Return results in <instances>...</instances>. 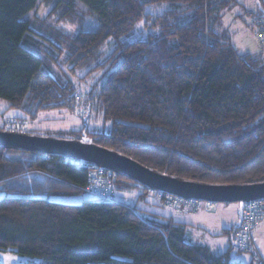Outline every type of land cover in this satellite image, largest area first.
<instances>
[{
    "label": "trees",
    "instance_id": "1",
    "mask_svg": "<svg viewBox=\"0 0 264 264\" xmlns=\"http://www.w3.org/2000/svg\"><path fill=\"white\" fill-rule=\"evenodd\" d=\"M45 1L49 17L78 24L77 33H40L44 27L27 19L38 0H0V99L20 112L0 131L37 136L27 122L47 111H74L84 94L77 87L85 85L86 103L112 125L108 132L71 131L73 140L180 180L264 183V56L240 54L215 30L237 0ZM77 2L97 22L95 30L84 29ZM162 4L171 8L147 12ZM261 17L254 35L264 43ZM144 21L153 31L127 40ZM79 162L0 147V252L29 257L27 264H243L232 261L236 249L253 254L250 264H263L254 243L248 251L234 244L236 230L225 232L231 244L218 255L190 243L185 223L137 205L51 201L85 193L89 170ZM115 174V190L140 187V200L151 196V189Z\"/></svg>",
    "mask_w": 264,
    "mask_h": 264
},
{
    "label": "rangeland",
    "instance_id": "2",
    "mask_svg": "<svg viewBox=\"0 0 264 264\" xmlns=\"http://www.w3.org/2000/svg\"><path fill=\"white\" fill-rule=\"evenodd\" d=\"M170 8V4H162L159 7L150 6L147 8V12L158 15ZM51 11L52 6L47 5L45 0H38L37 7L27 16V19L34 23L37 22L38 26H43L44 29L42 28L39 32L46 33L48 36L51 35V30L55 28L63 29L71 34L77 33L79 30L78 24H60L56 18L49 17ZM76 12L78 18H82L84 20L83 27L85 30L89 31L97 28V22L94 21L91 15L88 14V9L84 5L77 2ZM259 15L264 17V7L259 5L257 0H237V5L226 10L222 14V18L216 24L215 30L224 39L230 41L240 54L254 55L262 53L264 56V43L260 41L259 37L257 38L254 35L256 30H260V26L256 24V19ZM262 20L264 21L263 18ZM144 23L145 21L138 25V31H135L132 38L128 37L126 39L132 41L133 39L146 38V34L151 33L153 29H145ZM110 47L111 45H109L108 49H106V54L108 55L112 50ZM101 75V73L97 74L93 80H90V88L91 86H94L95 82L101 77ZM76 83L79 84L78 81ZM84 88L85 85H78L77 87V89L84 94H78L81 99L76 100V102H78L74 111L59 109L44 112L35 121L27 122V129H29L32 133H37V136L65 140L75 139L70 135V132L80 131L84 128L98 132H108L112 124L105 121L101 114L97 115V112L93 110L88 103H86V94H88L86 92L89 90L85 91ZM5 106H9V104L0 99L1 128L2 126H6L5 122L7 119L17 116L20 113L19 111L5 109ZM84 141H86V139H84ZM18 155V158L25 157L23 154ZM141 194H144V191L140 187L128 188L126 186H118L114 195V201L129 206L138 205V207L142 210L160 213V208L158 209V207L149 205V203L154 201V197L152 196L156 195L150 196L147 194L140 201L139 197ZM40 196L44 197V195H35V197ZM4 197L5 193L0 192V200ZM48 198L57 203L78 205L88 200H93L94 197L85 193H77L72 195H53ZM218 206L221 208H228L229 210H235L237 214L241 212L240 203H220ZM207 232L211 234V228H207ZM208 243L211 246V239L208 240ZM210 246L209 248H211ZM252 255V253H240L238 250L234 249L232 251V261H242L241 263L243 264H250L253 259ZM30 261L31 259L29 257L20 256L15 251L0 252V264H27Z\"/></svg>",
    "mask_w": 264,
    "mask_h": 264
},
{
    "label": "water",
    "instance_id": "3",
    "mask_svg": "<svg viewBox=\"0 0 264 264\" xmlns=\"http://www.w3.org/2000/svg\"><path fill=\"white\" fill-rule=\"evenodd\" d=\"M0 147L55 154L76 159L80 162L105 168L114 173H121L142 186L159 193L183 199H193L217 204L240 203V218L245 203L264 200V183L210 185L180 180L166 174L155 172L125 155L85 141L54 139L0 131Z\"/></svg>",
    "mask_w": 264,
    "mask_h": 264
},
{
    "label": "built area",
    "instance_id": "4",
    "mask_svg": "<svg viewBox=\"0 0 264 264\" xmlns=\"http://www.w3.org/2000/svg\"><path fill=\"white\" fill-rule=\"evenodd\" d=\"M79 164L89 170V184L84 189L85 194L98 200L114 202L116 174L86 162H79ZM150 194L159 196L163 207L176 209L186 214L211 213L218 206L217 203L163 195L154 190H151ZM263 218L264 200L248 202L243 205L241 224L233 238L234 244L240 250H252L254 230Z\"/></svg>",
    "mask_w": 264,
    "mask_h": 264
},
{
    "label": "crops",
    "instance_id": "5",
    "mask_svg": "<svg viewBox=\"0 0 264 264\" xmlns=\"http://www.w3.org/2000/svg\"><path fill=\"white\" fill-rule=\"evenodd\" d=\"M9 108V106H5V109ZM152 197H154V201L152 203H148L150 206L158 207V209L160 208L161 211L157 214L171 217L186 224L187 240L190 243L209 247L210 245L208 240L211 239L210 247L213 253L219 255L228 251L231 240L230 236H227L225 232L235 230L238 227L241 219L240 213L237 214L235 210H229L228 208H221L218 206L217 209L210 214L201 213L195 215H185L174 209H166L160 206V198L158 196ZM207 228H211V234L207 232ZM253 240L254 249L264 264V218L255 228Z\"/></svg>",
    "mask_w": 264,
    "mask_h": 264
},
{
    "label": "bare ground",
    "instance_id": "6",
    "mask_svg": "<svg viewBox=\"0 0 264 264\" xmlns=\"http://www.w3.org/2000/svg\"><path fill=\"white\" fill-rule=\"evenodd\" d=\"M166 209H171V208H169V207H165Z\"/></svg>",
    "mask_w": 264,
    "mask_h": 264
}]
</instances>
